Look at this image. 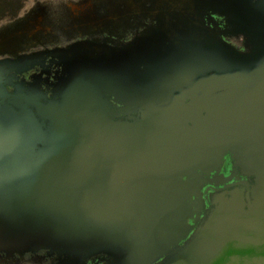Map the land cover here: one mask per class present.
I'll return each mask as SVG.
<instances>
[{"label": "rangeland", "instance_id": "1", "mask_svg": "<svg viewBox=\"0 0 264 264\" xmlns=\"http://www.w3.org/2000/svg\"><path fill=\"white\" fill-rule=\"evenodd\" d=\"M0 13V90L37 95L69 125L101 124L113 142L131 139L143 119L144 112L133 114L139 107L170 106L208 76L264 70V0H0ZM43 45L57 52L48 82L28 64L46 55ZM111 97L128 119H113ZM171 113L173 126L196 132L195 113ZM73 152V138L33 103L0 102V264H141L138 234L119 226L121 209L87 216L56 184L55 172ZM225 155L239 164L222 151L171 182L165 192L180 211H201L197 171ZM179 241L144 264H172Z\"/></svg>", "mask_w": 264, "mask_h": 264}, {"label": "water", "instance_id": "2", "mask_svg": "<svg viewBox=\"0 0 264 264\" xmlns=\"http://www.w3.org/2000/svg\"><path fill=\"white\" fill-rule=\"evenodd\" d=\"M211 78L205 87L188 89V97L144 112L129 140L113 142L101 124L87 120L69 125L56 109L39 105L62 135L73 138V155L54 175L63 195L87 216L121 209L119 226L138 234L135 256L141 264L182 235L183 212L165 192L171 182L227 150L255 175L252 198L233 194L221 201L172 264H264V70ZM175 108L195 113V133L172 125ZM87 182L93 187L84 191Z\"/></svg>", "mask_w": 264, "mask_h": 264}, {"label": "flooded vegetation", "instance_id": "3", "mask_svg": "<svg viewBox=\"0 0 264 264\" xmlns=\"http://www.w3.org/2000/svg\"><path fill=\"white\" fill-rule=\"evenodd\" d=\"M55 47L56 46L43 45L38 49L43 51L47 50L48 52H46V55L42 54L40 56H36L34 60L28 62V64H30L29 68H34V70L39 74V77H41L45 82H48L52 79L53 70H49V67L54 62H57L56 59L53 58L57 55ZM88 58L92 59L91 57ZM30 73L31 71H28V74ZM209 77L210 76H208L206 79H208ZM3 94H6V96H4ZM8 97L25 99L33 103L37 108H39L40 111L41 109L39 105L45 106L42 100L37 95L25 93H6L0 90V102L4 101ZM142 98H139L140 104L143 103ZM109 99L112 102V105L115 106L113 107V109L117 112L113 119H128V115L124 111H122L124 109L123 107H121L123 106L121 100L117 101L115 97H111ZM139 108L140 110L137 111L138 113L133 114L138 115L139 113L146 112V108ZM197 172L199 174H202L201 182H203V185L200 191L201 196L203 195L201 199L203 200L204 205L200 209L201 211H198L199 209L191 208L189 206L186 211L187 213L183 212V218L179 220V222L183 223L181 224V226H183L184 229L182 231V235L178 238V240H180L179 243L174 247V249L179 248V252L185 249L190 243H192L197 237L200 230L204 227L210 214L216 208L215 204L213 203L215 199L223 201L226 198H231L233 194L243 195L245 201H247V196H249L250 199L252 198L251 190L255 181V175L252 172L248 173V169H244L243 166L239 165L238 162H234V160H232L228 155H225L223 159H221L217 163L215 168ZM193 198L194 197L192 196V199ZM43 262L44 261L40 263L46 264ZM32 263H36V261H33Z\"/></svg>", "mask_w": 264, "mask_h": 264}, {"label": "trees", "instance_id": "4", "mask_svg": "<svg viewBox=\"0 0 264 264\" xmlns=\"http://www.w3.org/2000/svg\"><path fill=\"white\" fill-rule=\"evenodd\" d=\"M1 14V13H0Z\"/></svg>", "mask_w": 264, "mask_h": 264}]
</instances>
